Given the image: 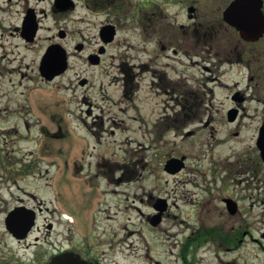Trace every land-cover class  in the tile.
Returning a JSON list of instances; mask_svg holds the SVG:
<instances>
[{"label": "flooded vegetation", "instance_id": "af4514ba", "mask_svg": "<svg viewBox=\"0 0 264 264\" xmlns=\"http://www.w3.org/2000/svg\"><path fill=\"white\" fill-rule=\"evenodd\" d=\"M76 59L92 67L106 62L110 77L95 96L100 104L83 99L91 120H86L93 145L89 165L69 167L73 181L85 182L91 197L104 198L82 223L76 211L64 209L62 200L77 188L63 187L68 170L61 169L60 155L48 153L49 119L42 97H25L13 111L20 114L27 133L12 140L0 137V213L1 204L13 201L3 211L4 234L12 245L0 250V264H50L58 256L104 264L92 242L100 235L97 222L108 217L106 186L129 183L137 175L144 185L146 174L154 176L159 189L149 194V223L159 228L172 215L180 216L168 189L160 193V172L173 178L186 172L188 183L202 192L197 205L188 204L191 218L177 251L181 264H205L203 255L208 253L238 264L237 257L226 260L222 255L240 250L247 236L257 238L250 235L248 222L253 204L247 207L234 186L241 174L264 180L258 144L264 111L253 108L256 128L251 134L243 130L249 126L245 118L252 117L249 104L264 110V101L255 97L264 88V0H0V76L15 73L20 83L26 78L50 82ZM79 83L88 85L89 78L80 76ZM38 84L23 87V94L44 87ZM103 102L109 105L108 115ZM30 111L37 113L42 137H29ZM115 137L142 138L139 148L152 153L153 162L143 154L134 169L125 156L123 163L105 154L97 157L98 145ZM54 138L60 142L63 137ZM31 140L34 151L19 146ZM49 157L59 159L50 162L58 170L48 178V161L42 164ZM174 158L182 159L178 171L169 165ZM155 216L160 220L153 224ZM194 218L196 225L189 223ZM101 232L105 235L106 230Z\"/></svg>", "mask_w": 264, "mask_h": 264}, {"label": "rangeland", "instance_id": "374dc122", "mask_svg": "<svg viewBox=\"0 0 264 264\" xmlns=\"http://www.w3.org/2000/svg\"><path fill=\"white\" fill-rule=\"evenodd\" d=\"M76 59L72 61L71 68L63 75L58 76L50 82L41 80L40 78H26L23 83H20V78L15 74L0 76V137L1 141L4 137L12 140L15 137H21V133H27L26 126L21 128L22 119L18 112L13 111L14 108L21 107V102L25 97H30L34 101L37 96L42 97L43 105H46L49 121L46 122L48 129L46 136L48 137V153L49 155H60V158L49 157L42 165L50 166L48 178L57 172V165H51L50 162L59 159L61 169L67 171L64 174L65 183L62 182L63 187L75 186L77 190L73 195L66 194L62 204L68 213L76 211L80 222L84 218L88 220V214L93 211L97 206V200L104 198L102 195H95L91 197V190L85 182L73 181L72 168L76 165L89 164L88 155L90 154L93 145L91 143V125H86V120L90 123V117L86 113L87 106H85L83 99L89 102L101 103L96 100L95 96L101 93L110 80L107 73L106 62L101 66H90L82 60ZM109 69V68H108ZM193 74L195 71H192ZM200 72V71H199ZM80 76H87L89 78L88 85L79 83ZM236 78L239 79L236 73ZM42 84L44 87H39L32 91L31 95L28 93L23 94V87L26 85ZM264 83V82H263ZM38 84V85H39ZM102 87V88H101ZM264 87V84L262 85ZM255 97H260L264 101V88L258 89ZM100 98L101 96L98 95ZM27 101H30L28 99ZM103 107L108 115L110 112L107 102H103ZM31 106V105H30ZM250 110L248 113L252 114L251 118H245L248 127L244 128V133L251 134L256 128L257 113L253 110L259 107V113L264 110L261 105L253 106L249 104ZM89 108V107H88ZM85 109V110H84ZM112 111V110H111ZM112 112H115L114 110ZM37 113L30 111L28 114L29 119V137H42L40 135V124H36ZM255 117V119H253ZM51 119H57L58 124H52ZM60 124V126H59ZM196 127L193 126L192 129ZM204 131L199 132L197 137H201ZM54 137H63L60 142L54 140ZM89 137V138H88ZM137 137H115V141L110 139L105 146L98 145L97 157L105 154L112 160H118L123 163L124 156L127 158L128 166L135 169L139 157L146 154L150 162H153L152 153H143L139 148V141L142 138L135 140ZM19 146L28 150H35V140L30 142L20 141ZM104 151H107L104 153ZM25 152V151H23ZM36 156V154H35ZM93 160V157H91ZM165 158L161 157V161ZM158 162V161H157ZM148 165V163H147ZM163 163L160 165L162 168ZM60 166H58L59 168ZM52 168V169H51ZM69 168V169H67ZM88 171V170H87ZM86 172V171H84ZM157 175V174H155ZM160 179L162 188L161 194H165L168 189L171 199L179 204L177 207V214L179 217L175 218L173 215L169 217L159 228H154L149 223L147 218L148 212L151 208L148 204L149 194L151 191L158 192V187L154 184L155 177H149L146 174L144 185H142V178L137 175L129 183H122L119 186H106L109 194L106 196L105 204L107 218L103 221L97 222L100 226L99 233L96 238H93V248L96 257H99L104 264H148L149 261L160 260L165 264H181V257L177 255L178 249L184 243L185 232L188 229L187 223L191 217L187 213L191 211L188 204L198 203L201 198L202 192L197 186L188 183V174L186 172L180 174L176 178L170 177L160 172ZM249 175V174H247ZM46 175L43 177L45 178ZM246 174L240 175L241 182L239 185L234 186L238 195L243 198V203L248 207L253 204L250 209V216L248 217L250 235L257 238L255 241L251 236L243 238L240 250L234 253L222 255L223 258L232 259L238 258V264H263L264 262V180L262 177H254L246 179ZM253 176V175H250ZM51 180V178L49 179ZM73 181L72 183H69ZM30 187L35 189L34 184ZM233 187V188H234ZM119 190V191H113ZM83 191L87 195L83 194ZM46 198L52 197L49 193L45 195ZM49 199V198H48ZM144 199V202L141 200ZM13 201L9 202V206ZM7 204H1L2 213H0V250L10 248L12 245L11 240L6 236L4 226V210L8 207ZM55 206L51 203V207ZM105 207V206H104ZM195 207V206H194ZM145 212V215L139 209ZM74 214V215H76ZM50 216V214H48ZM181 216H184L185 221H180ZM83 218V219H82ZM43 218L41 219V222ZM197 219L189 221L192 225H196ZM91 226V225H90ZM57 228H60L58 226ZM67 229V226L65 227ZM106 230L105 235H102V230ZM244 230V228H243ZM170 249H174L175 253H171ZM18 252L22 253V249L18 248ZM190 257V256H189ZM203 257L205 264H227L221 261L214 253L204 254Z\"/></svg>", "mask_w": 264, "mask_h": 264}, {"label": "water", "instance_id": "95a60500", "mask_svg": "<svg viewBox=\"0 0 264 264\" xmlns=\"http://www.w3.org/2000/svg\"><path fill=\"white\" fill-rule=\"evenodd\" d=\"M259 147L262 152V156L264 158V124L262 125L260 129V138L258 141ZM170 163V164H169ZM169 165L175 167V170L173 171H178L182 167V159L179 158H174L169 161ZM172 170V169H171ZM160 220V217H154L152 220L153 224L158 223ZM9 222V220H8ZM50 264H87L85 261H83L80 257H68V256H58L56 257Z\"/></svg>", "mask_w": 264, "mask_h": 264}]
</instances>
